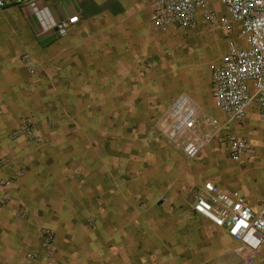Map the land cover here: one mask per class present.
<instances>
[{
	"label": "crops",
	"instance_id": "crops-1",
	"mask_svg": "<svg viewBox=\"0 0 264 264\" xmlns=\"http://www.w3.org/2000/svg\"><path fill=\"white\" fill-rule=\"evenodd\" d=\"M153 4L154 0H35L27 5L8 0L0 10V152L9 160L0 167V264H36L26 259V251L42 248L36 223L30 227L36 232L31 245L20 242L16 220L20 201L32 217L41 221L42 215V226L56 231L61 263L75 262L82 249L75 234V201L80 199L90 201L96 218L93 263L121 262L112 251L117 223L110 203L118 194L116 183L127 184L129 147H143L134 162L146 160V147H159L160 155L163 147H170L158 127L163 109L182 95L202 107L198 80L212 59L219 64L223 56L222 50H212L211 34L204 42L209 51L195 50L192 38L180 54L177 38L185 28L155 29ZM76 15L79 21L60 35L55 25ZM204 23L200 21L201 26ZM195 52L201 56H192ZM207 72L202 93L213 100L212 71ZM24 117L40 127L42 143L28 142L24 147L6 137ZM233 128L250 141L243 163L237 162L242 165L225 161L228 150L215 141L201 155L215 171L201 169L195 175L193 168L187 177L202 185L204 180L214 181L224 191L238 189L259 211L264 209L260 190L264 180L261 184L257 179L264 168L259 160L264 126L253 113L245 124ZM140 138L149 142L138 145ZM220 159L222 172L217 169ZM78 171L81 177L86 175L84 183L76 176ZM7 197L8 205L2 203ZM193 213L199 223L187 215L181 224L175 218L160 228L139 224L137 245L145 250L139 262L244 264L245 248L226 229ZM155 247L162 248L161 255L148 260L147 249Z\"/></svg>",
	"mask_w": 264,
	"mask_h": 264
},
{
	"label": "built area",
	"instance_id": "built-area-1",
	"mask_svg": "<svg viewBox=\"0 0 264 264\" xmlns=\"http://www.w3.org/2000/svg\"><path fill=\"white\" fill-rule=\"evenodd\" d=\"M20 1L27 5L35 2ZM7 4L8 0H0V10ZM153 7L151 22L161 32L196 28L201 20L222 27L228 35L238 30L242 43L229 38L221 63L212 71L213 101L226 114L225 121L182 95L168 105L159 124L161 131L181 146L188 161L201 157L213 142L219 141L226 145L233 160L243 163L250 149L248 139L235 131L229 130L225 136L221 132L232 123L243 124L256 113L253 108L264 123V0H154ZM219 7L225 9L223 15ZM78 21L79 16H73L55 25V29L66 35ZM193 210L226 229L245 248L247 263L254 264L264 254V209L257 211L240 190L223 191L214 181H206L195 196ZM54 245L53 234L44 233L42 253L53 257Z\"/></svg>",
	"mask_w": 264,
	"mask_h": 264
},
{
	"label": "rangeland",
	"instance_id": "rangeland-1",
	"mask_svg": "<svg viewBox=\"0 0 264 264\" xmlns=\"http://www.w3.org/2000/svg\"><path fill=\"white\" fill-rule=\"evenodd\" d=\"M213 6L216 9V4H213ZM224 12V8H222V10L219 9L220 15H223ZM209 34H211L213 41V44H211L212 50H215L216 52L222 50V55L227 50L229 38H233L240 44L242 43V38L238 33V30H236L231 35H228L222 27L216 24L204 23L202 26L200 25L196 28H186L180 31L179 38H177L179 40V52L182 49L186 50V46L188 43H190L192 38H194L195 41V50L200 49L201 52L209 51L206 44L204 43L208 41L206 38ZM198 55L201 56V53L195 52V54L192 56L196 58ZM207 55L203 56L204 59L202 58L204 63L206 62L205 58H207ZM202 61L199 62V64H203ZM216 65H218V63L212 59L208 64L209 68H205L202 72L203 77L201 80H198L200 83L198 96H201L203 99V103L201 104L202 109H204L211 116L217 117L220 121L224 122L227 117L226 114L216 107L211 97L209 98L206 94L203 95L202 93V88L207 85L209 78L207 69L213 71ZM165 109L166 108L163 109V112ZM253 110L257 113L256 108H253ZM247 121L248 119L243 124H245ZM258 122L260 126H264V123H262L259 118ZM49 123L50 126L53 127L54 122L49 120ZM159 123L160 120L158 122V127L160 129L159 131L161 136L164 137L165 141L170 147H163L161 149V155L159 147H146V152L143 154L146 157V160L141 159L140 161L137 160V162H134L132 158L133 156H138L139 148L142 149L143 147H129L131 162H129L127 165V174L125 177L127 184L125 183L124 187L118 183L115 185L116 192L118 191L120 196L117 197L118 194L116 193V199L114 201L112 200L113 203L112 201L110 203V206L114 209L115 215L113 217H115V223H117V226L114 227V231L112 232L113 236L111 239L115 240V247L112 251L114 253L115 260H121V262H117L119 264H142L139 262L138 256L143 257L145 250L143 247L138 248L137 245L139 242V234H142L139 231V224L143 225L145 222L147 226H158L160 228V224L163 225L165 223H170L171 220L174 221L175 218H178V223L181 224L185 221V219H187V215L194 218V223H199L198 217L195 213H193L192 207L195 196L203 190L204 183L207 180H204L202 185L197 182V180L188 178L187 173L193 168L195 175H197L201 169L209 173L215 171L208 165V163L205 162L204 156L196 161H188L183 155L181 146L174 143L166 136L165 133L161 131ZM237 124L238 123L230 124L228 128L221 132V135L225 136L229 130L238 133V131L234 130L233 128L234 125ZM42 135L43 134L40 127H38L35 122L30 119V117H24L19 125L16 126L12 132H10L9 137H6L14 144L15 142H19L20 144H23L24 147H26V143L28 142H37L38 144L42 143ZM132 139L133 138H131V141ZM136 142L139 145V143H148L149 141L140 138L137 139ZM222 144L225 146V149L228 150L226 145L224 143ZM143 151L140 154H142ZM260 151L259 160L264 166V149ZM2 153L3 151L0 152V167L7 166L9 163V160L7 157H5V155L1 156ZM228 153L226 151L224 152L225 158L227 159L225 161H231L238 166L242 165L235 162V160H233ZM19 155L21 159H23V155H25V153L23 152V155ZM219 162L221 167H217V169L221 170L222 172V162L224 161L220 159ZM87 169L88 170L86 171H89V168ZM259 170L262 172L258 171L260 179H257L259 183L263 184L262 180H264V168H260ZM81 175V171H78L76 174L78 178L81 177ZM85 176L86 175L81 177L82 183H84L86 180ZM261 187L262 189L260 190L264 192V187ZM220 188L222 189L221 186ZM119 191H121V193H119ZM10 202V197H7L2 203L8 205ZM65 203H67V201H65ZM75 206V234L76 239L82 242V249L80 250V255L78 258H76L77 260L69 264H96L93 263L94 258L91 255V241L97 240L98 233L95 230L96 218L91 214L90 201L86 199H80L75 201ZM30 211L31 210L28 209L27 206H24L22 201H20L19 210L16 214V220H18V225L20 228V242H22L24 245H31V241L36 232L35 230L33 231V229H30V227L34 226V223L40 225L39 227H36V229H38V240L40 237L42 238L44 233L51 232L56 241V231L53 228L42 226L40 224L43 218L42 215L38 217L41 218L40 221L39 219H36V217H32L30 215ZM120 211H122L124 214L121 213L123 214L121 215ZM177 212L178 214L174 215ZM183 213H185V216H183ZM38 248L39 247L36 249L31 248L26 251L25 257L28 261L34 262L36 264H62L60 258L56 256V242L54 245V254L53 257L51 256V258L42 253V248L40 250H38ZM20 252L21 255L24 256L23 249H20ZM161 253V247L148 248L147 258L150 260L158 255H161ZM246 255L247 253L245 250V254L243 256L244 264H249L247 263ZM258 260L263 261L264 254L261 255ZM258 260L254 264H258ZM147 264L156 263L151 261V263L148 262Z\"/></svg>",
	"mask_w": 264,
	"mask_h": 264
}]
</instances>
